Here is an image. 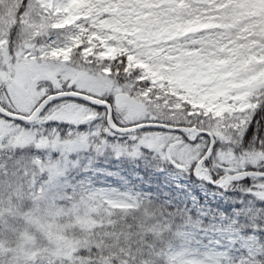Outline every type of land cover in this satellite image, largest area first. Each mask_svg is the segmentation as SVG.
<instances>
[{"label":"rangeland","instance_id":"rangeland-1","mask_svg":"<svg viewBox=\"0 0 264 264\" xmlns=\"http://www.w3.org/2000/svg\"><path fill=\"white\" fill-rule=\"evenodd\" d=\"M239 3L240 0H18L8 3L0 11V102L23 113L31 112L47 93L70 91L72 86L88 94L95 93L97 98L126 93L144 103L148 113L140 115L127 103L122 104L116 113L125 125H131L133 120L146 122L145 117H151L160 123L172 121L174 126L184 123L187 125L180 126L207 131L224 141L221 148L215 149L207 168L211 171L215 166L214 174L225 176L264 168V161L259 160L264 159V153L257 148L264 110H257L251 117L264 99V22L260 20L262 15L244 5L224 22ZM19 10L22 13L11 42L8 35ZM89 14L102 20L91 34H85L87 27L80 20ZM188 35L193 40L187 46L151 48L161 40ZM132 37L141 46L131 54ZM36 77L38 82H34ZM14 81L22 84L28 94L17 92ZM242 113L245 115L241 116ZM89 116H96L92 107L64 101L53 105L42 119L61 121L60 126L67 129L69 124L88 123ZM100 116L106 117L103 111ZM104 122L96 124L91 136L77 134L73 129L71 136L61 140L62 133H46L42 126L22 131L19 139L7 136L0 139V164L7 165L6 169H0V264H33L40 254L32 250L36 245L52 247L59 264H82L77 253L99 247L102 236L119 251L122 258L119 264H157L162 259L163 264H216L182 250L174 251V246L182 244V228L175 227L180 212L167 206L147 209L142 220L133 219V227L121 226L131 211L112 202L127 194L123 193L126 179L147 188L159 183L162 189L182 192L200 211L219 204L229 206L231 200L241 204V209L235 208L227 216L216 214L211 223L226 233L233 229L234 237L245 239V245L249 240L257 241L259 248H242L254 258L263 256L261 264H264V237L260 232L258 237L252 236L258 228L251 221V209L256 201L253 205L249 203L252 199L264 203L258 192L264 181L250 179L251 185L244 189L247 203L242 204L240 192L234 197L228 196L229 190H223L236 183L216 188L205 181H195L192 174L174 171L167 164L146 167L142 159L130 157L136 150L131 145V137L121 143V137L109 136L111 142L106 145L99 136L101 131H107ZM6 124H0V128ZM186 136L187 140L178 133L157 131L146 135L142 142L152 139L157 146L165 139L171 143L181 141L171 155L178 153L187 167L200 160L209 142L202 138L193 144L197 135ZM37 144L49 150L55 145L64 154L81 145L83 152L69 153L67 158L76 160L79 156L83 167L67 169L61 180L55 182L60 153L37 151ZM89 145L92 153L88 152ZM164 168L168 169L167 175L160 176ZM78 177L86 179L84 186L77 185ZM95 180L106 185L93 187ZM66 184L75 187L69 189ZM188 221L189 218L181 220V226ZM146 223L151 224L149 231L157 238L171 239L166 247V243L158 248L139 243L135 248V238L140 239L136 237L137 226L143 228ZM102 253L96 248L98 256Z\"/></svg>","mask_w":264,"mask_h":264},{"label":"trees","instance_id":"trees-1","mask_svg":"<svg viewBox=\"0 0 264 264\" xmlns=\"http://www.w3.org/2000/svg\"><path fill=\"white\" fill-rule=\"evenodd\" d=\"M18 0H0V11L3 10V7L8 3L17 2ZM246 6L247 9L251 11H255L257 14L262 15L260 17V20L264 22V0H241L240 7H234L230 13L225 17L223 20L224 22L227 21L228 18L231 19V17L241 9L242 6ZM23 9V8H22ZM25 9V8H24ZM23 9V10H24ZM21 14V10L17 11L16 15V23L12 24L11 33L8 35V40L12 42L14 31L16 28H18V18ZM14 19V18H13ZM94 15H90L87 18L82 17V20L80 22H84L86 27V33H91V29H93L96 25V21H93ZM262 26L264 28V24L262 23ZM189 37V36H188ZM185 37V38H188ZM185 38H174L172 40H169L167 42L161 41L159 44L161 45H174V46H180L183 44L188 43V39ZM134 46L139 47L140 44L136 40H134ZM259 128H262L259 137V142L257 144V148L259 151H261L262 148H264V118L261 117V120L259 122ZM256 127H253V130H255ZM264 172V168H258L253 169ZM214 174V173H213ZM221 173L214 174L217 178H219ZM127 185L132 184L134 187L137 185H134L133 183H126ZM249 182H244L242 184H234L231 186H228V196H238L239 192L241 196L243 197L242 204L247 203V198L244 196V189L246 186H250ZM87 187V186H86ZM251 198V197H249ZM133 199L134 202H137V205L140 206H156L158 208H165L166 205L170 206L171 210L179 211V219H176L177 225L175 226L177 230L182 228L180 243L177 246H174V251L182 250L188 254H193L199 258H204L207 260H212L216 264H261V260L263 259V256H260L259 258H254L247 249H243L242 247H254L259 248V243L257 241L249 240L250 243L245 245L247 242L245 239L241 238H235L234 237V230L232 229L230 232H223V230H219L217 224L211 223V218L213 216H222L223 214H230L232 211H234L235 208H242L241 204L236 205L235 202H232L228 207H223L221 205H218L216 207H213L211 209L198 211L195 208L192 207L189 203L186 204L185 201L177 194L175 193H165V194H156L155 192L146 194L144 193L140 197H134L127 199L128 202ZM254 201H256L254 207L251 209L252 217L251 221L255 222L258 226L257 230L252 236H259L264 237V203L259 200L250 201L249 203L253 205ZM119 208V207H116ZM216 212V213H215ZM189 218V221L186 223H183L181 226V220H186ZM181 219V220H180ZM121 226L125 227L126 225H132V217L127 216L126 220L123 221ZM184 226H188L184 228ZM126 230V229H125ZM150 230V229H149ZM147 231L146 233H141L140 228L137 226V236H140L139 241L136 240L135 248L138 246L139 243H142V246L148 247V248H158L160 247L161 243H166L164 247H166L167 244L171 241V239H160L157 238L155 234L151 233L150 231ZM244 230L247 232V227L244 228ZM263 240V239H262ZM99 243L101 244L99 247H92L88 249L81 250L77 253L78 255V261H82V264H119L120 260L122 259L119 256V251L116 249H113L112 242L107 240L105 236H102L99 239ZM105 244V245H104ZM171 245V244H170ZM110 247L109 250L107 248ZM96 248H99L102 250V254H99V256L96 254ZM32 250L39 251L37 257L33 260V264H59V258L55 256V254L52 253V247L49 246H42L39 247L36 245L34 246ZM105 251H109L108 253H105ZM48 257V258H46ZM65 261V262H69ZM175 262V261H174ZM157 264H163V259L157 261Z\"/></svg>","mask_w":264,"mask_h":264},{"label":"snow or ice","instance_id":"snow-or-ice-1","mask_svg":"<svg viewBox=\"0 0 264 264\" xmlns=\"http://www.w3.org/2000/svg\"><path fill=\"white\" fill-rule=\"evenodd\" d=\"M74 91H78L80 94L72 97V96H61L55 94V92H59L60 90H55V92H49L45 96L41 97V103H43V108L40 109V111L37 113V117L40 118V122L38 123L36 119L29 118V113L27 112H20L15 108H12L9 106V104H4L3 102H0V124H5L7 122L6 127L0 128V139H3L4 136L9 137L10 139H19L20 135L22 134V131H26L29 129H32L35 127L36 129H39L40 127H44L47 131H54L57 134H61V130L63 128L60 127V122L57 120L48 119L47 121H44L42 118L44 117L45 113L53 106L60 104L64 101H76L80 103H87L89 104L96 112L95 119L89 121L88 123L84 124H69V127L67 129H63L62 135H60L61 140L65 136H71L73 133V129H75L76 133H84L89 136L93 134L95 131L96 124L104 120V127L107 129V131H101L99 133V136L104 138L106 145L107 143H110L111 141L108 139L109 136H111L112 139H115L117 135L121 136V143L125 139H128L131 137V145L135 146L136 150L131 154L130 157H136L139 159H142L145 162L146 167H152L150 165H154L156 167H161V164H167L172 167V170L174 171H180V172H186L188 174H195L197 176L200 175V173L197 170V165L200 164L204 168H209L211 164V157L214 154L215 149L221 148L222 145L225 143L224 141L220 140L219 138L212 137L210 139V147L212 148V152L205 156L204 153H201V158L198 161H193L192 163L188 164L187 167L184 166V160L182 157L179 156V154H172L169 155V144L171 143L170 140L165 139L161 141L160 145L157 146H150L146 143H143V139L146 135L152 134L155 132H161V133H169L172 129V121H164L162 123H144L140 120H133L131 121V125L134 128L133 132L128 131H122V129H126L127 125H122L116 118H115V106H116V98L114 95H106V96H100L98 97L99 100L102 101L100 104H95L92 101L85 102L83 100L84 90L83 89H75V86H72V89ZM51 95L52 98L49 99L48 96ZM94 98H96L95 93L91 94ZM46 101V102H45ZM11 103V101L9 102ZM257 110H264V99H262L257 107L256 110L252 111L251 117L256 114ZM103 111L105 113V116L107 119L105 120L104 117L100 116V112ZM245 114H241L243 116ZM151 117H145V120H151ZM14 121H24L28 123L31 127L25 129L23 126L14 123ZM53 123H56V127H53ZM249 123V120H246V124ZM238 131V130H236ZM251 132H249V136H251ZM182 137L187 140L188 137L181 133ZM204 139L206 142H209V134L207 131H201L199 135L196 136L195 140L192 141L193 144L199 142L201 139ZM230 143V141H229ZM36 150H44L45 152L49 151H57L60 153L61 159L58 161V164L56 166L57 171L56 175L54 177V181L58 182L61 180V177L64 176L65 172L69 168H75L79 169L80 167H83V161L79 159V156L76 160H69L67 157L69 153L72 152H83L84 147L81 145L75 146L74 150L69 151L67 154L62 153L55 145L51 150L45 148L42 149L40 144H37ZM105 151H109L107 146L105 147ZM88 152L92 153L93 149L91 145L88 146ZM261 153H264V148L261 149ZM99 154V153H97ZM260 161H264V159H259ZM6 164H0V169H6ZM168 172L167 168H164L160 172V176H166ZM6 174V173H5ZM208 176H211L213 180L217 179V177L209 171L207 173ZM233 175V174H230ZM261 180L264 181V176L261 177ZM160 182V181H158ZM69 189L74 188L75 186L71 184H66ZM175 192L176 190H172ZM258 192L261 194V199H264V183H261L258 189ZM170 208L169 205H166ZM191 264H194V262H191Z\"/></svg>","mask_w":264,"mask_h":264},{"label":"water","instance_id":"water-1","mask_svg":"<svg viewBox=\"0 0 264 264\" xmlns=\"http://www.w3.org/2000/svg\"><path fill=\"white\" fill-rule=\"evenodd\" d=\"M79 94H80V93H78V92H66V93H61V94H59V95H61V96H72V97H75V96H77V95H79ZM48 98L51 99L52 96H50V97H48ZM83 100H84L85 102H87V101H92V102L95 103V104H100V103H102V101L99 100L98 98H94V97H92V96H90V95H87V94H84V95H83ZM122 100H127L128 103H129V106H130L131 108L134 107V108L139 109V110H141V111H145V108H144L143 104H141V103L135 101L134 99H132V98H130V97H128L127 95H124V94H119V95L116 97V104L119 105V103H120ZM45 102H46V101H45ZM42 107H43V103L38 107V109L35 111V113H34V114L32 115V117H30V118H31V119H35V117L37 116V113L40 111V109H41ZM90 120H92V118H90ZM172 129H173L172 131H177V132H181V131L192 132V131L195 130V128H186V127H178V128H174V127H172ZM122 131L133 132V131H134V128H133V127H127L126 129H122ZM199 133H200V132H199ZM173 147H174L173 145L170 146V149L173 148ZM210 152H211V148L209 149L208 153H207L205 156H207L208 154H210ZM197 170H198V172L201 171V170H202V165L198 164V165H197ZM244 174H250V172L233 174V175H231V177H230L229 180H234V179H236V178H238V177H240L241 175H244ZM194 176H195V178L198 179V176H197V175L194 174ZM229 180H228V181H229ZM228 181H226L225 184L228 183Z\"/></svg>","mask_w":264,"mask_h":264},{"label":"bare ground","instance_id":"bare-ground-1","mask_svg":"<svg viewBox=\"0 0 264 264\" xmlns=\"http://www.w3.org/2000/svg\"><path fill=\"white\" fill-rule=\"evenodd\" d=\"M202 177L204 178V180L207 179V176L205 175V173L202 174ZM248 177H251V176L246 175V176H242V177H240V178H248ZM256 177H258V176H256ZM226 178H228V175H226ZM240 178H239V179H240Z\"/></svg>","mask_w":264,"mask_h":264},{"label":"flooded vegetation","instance_id":"flooded-vegetation-1","mask_svg":"<svg viewBox=\"0 0 264 264\" xmlns=\"http://www.w3.org/2000/svg\"><path fill=\"white\" fill-rule=\"evenodd\" d=\"M115 112H116V110H115ZM151 120H152V119H151ZM151 120H150V121H151Z\"/></svg>","mask_w":264,"mask_h":264}]
</instances>
